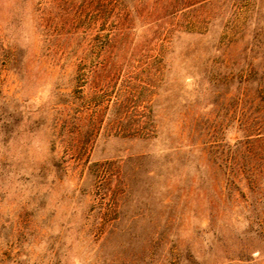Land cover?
Listing matches in <instances>:
<instances>
[{"label": "rangeland", "instance_id": "obj_1", "mask_svg": "<svg viewBox=\"0 0 264 264\" xmlns=\"http://www.w3.org/2000/svg\"><path fill=\"white\" fill-rule=\"evenodd\" d=\"M0 264H264V0H0Z\"/></svg>", "mask_w": 264, "mask_h": 264}]
</instances>
